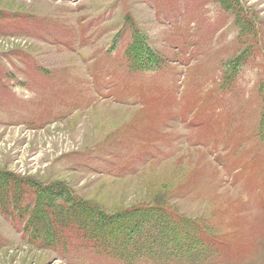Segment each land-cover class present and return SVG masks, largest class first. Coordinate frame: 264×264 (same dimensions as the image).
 <instances>
[{"label": "rangeland", "instance_id": "obj_1", "mask_svg": "<svg viewBox=\"0 0 264 264\" xmlns=\"http://www.w3.org/2000/svg\"><path fill=\"white\" fill-rule=\"evenodd\" d=\"M229 1L0 0V172L66 184L107 211L164 205L213 228L221 264H264V147L256 137L264 0ZM249 18L252 29L242 31ZM132 21L159 63L120 78ZM244 48L252 57L225 79L224 65ZM192 100L196 108L184 111ZM198 109L208 119L216 109L220 127L211 119L201 129ZM141 112L152 116L148 126ZM143 127L153 139L139 145ZM121 170L131 174L114 179ZM224 179L234 186L222 189ZM32 206L26 189L15 200L0 196V264H65L82 254L122 264L39 248L24 224Z\"/></svg>", "mask_w": 264, "mask_h": 264}, {"label": "trees", "instance_id": "obj_2", "mask_svg": "<svg viewBox=\"0 0 264 264\" xmlns=\"http://www.w3.org/2000/svg\"><path fill=\"white\" fill-rule=\"evenodd\" d=\"M137 44L144 47L142 37L140 40L137 39L133 46ZM133 53L137 56L149 55L148 58L153 61V55L146 50H135ZM261 137V139L264 138V126L261 127ZM22 186H27L35 197L33 210L27 221L28 226L37 231L41 242L46 245H53L54 239L49 235L51 225L44 220L45 212H54L59 218L67 214L72 215L73 222L69 235L77 236L74 243H82L93 249L101 247L112 254L123 253L111 255L117 259H126L131 249H135V245L140 246V249L143 248L142 250L152 257L158 242H163L164 246L166 241L185 246L187 243H194L193 240L199 243L202 239L214 241V231L211 228L196 229L195 224L190 223L192 221L188 219H178L175 222L169 213L160 209V204H148L145 207H133L134 209L131 210L123 209L106 213L93 203L74 196L66 184L51 182L48 186H44L26 177L9 174L0 176V196L4 194L6 188L10 187L15 200ZM55 194H58L57 197H63L62 203L58 204L55 201L53 197ZM53 230L61 241L64 235L60 226L54 225ZM198 248V245H194V249ZM168 253L171 255L176 252ZM196 256H200V253H196Z\"/></svg>", "mask_w": 264, "mask_h": 264}]
</instances>
